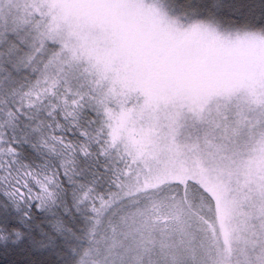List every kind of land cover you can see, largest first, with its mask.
Wrapping results in <instances>:
<instances>
[{"label": "snow or ice", "instance_id": "1", "mask_svg": "<svg viewBox=\"0 0 264 264\" xmlns=\"http://www.w3.org/2000/svg\"><path fill=\"white\" fill-rule=\"evenodd\" d=\"M0 264H264V0H0Z\"/></svg>", "mask_w": 264, "mask_h": 264}]
</instances>
